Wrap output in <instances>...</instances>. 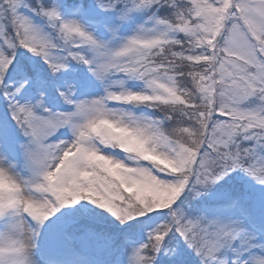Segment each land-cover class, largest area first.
<instances>
[{
  "label": "snow or ice",
  "instance_id": "snow-or-ice-1",
  "mask_svg": "<svg viewBox=\"0 0 264 264\" xmlns=\"http://www.w3.org/2000/svg\"><path fill=\"white\" fill-rule=\"evenodd\" d=\"M0 264H264V0H0Z\"/></svg>",
  "mask_w": 264,
  "mask_h": 264
}]
</instances>
